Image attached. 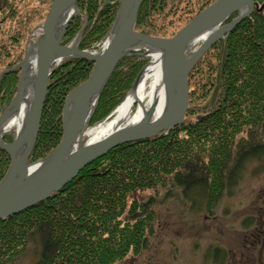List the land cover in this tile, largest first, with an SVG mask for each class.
Returning <instances> with one entry per match:
<instances>
[{
  "label": "trees",
  "instance_id": "16d2710c",
  "mask_svg": "<svg viewBox=\"0 0 264 264\" xmlns=\"http://www.w3.org/2000/svg\"><path fill=\"white\" fill-rule=\"evenodd\" d=\"M51 1L7 0L0 10V71L23 60L28 34L43 21ZM120 1L80 0V15L71 21L62 44L81 32L80 49L91 51L95 41L100 48ZM213 1L144 0L135 31L171 37ZM147 61L139 53L118 62L90 125L120 105ZM93 66L74 57L53 70L30 163L60 144L65 98L86 81ZM18 75L10 72L0 79V112L17 91ZM188 83L189 107L181 124L112 148L47 200L0 220V264L14 263L33 240L40 245L35 264H115L145 247L159 190H180L193 206V195L202 194L207 211L214 212L248 161H264V12H254L217 41L190 71ZM13 138L3 136L7 142ZM9 164L10 156L0 149V181ZM145 191L154 195L145 196ZM213 250L211 264H225V250Z\"/></svg>",
  "mask_w": 264,
  "mask_h": 264
},
{
  "label": "water",
  "instance_id": "95a60500",
  "mask_svg": "<svg viewBox=\"0 0 264 264\" xmlns=\"http://www.w3.org/2000/svg\"><path fill=\"white\" fill-rule=\"evenodd\" d=\"M79 1L52 0L45 19L36 27L41 37L36 41L30 38L23 60L0 72L1 79L3 75L21 69L18 91L0 115V149L10 156V167L0 181V220L47 200L74 179L81 169L108 154L112 148L132 140L154 137L181 124L189 107L190 71L238 23L254 12H264V2L215 0L177 33L164 37L135 31L139 8L144 0H121L105 47L94 53L80 49L77 43L62 44L71 21L80 15ZM235 12L236 18L226 22ZM204 34V40L189 54L194 46L191 45L193 41ZM150 49L163 52L165 81L168 94H172L164 112L157 114L153 106L142 120L123 124L98 139L91 138L88 143L80 145L79 140L85 134L84 129L96 109L99 96L118 62L139 53L148 57ZM74 57L91 61L93 69L86 81L76 85L65 98L64 132L60 144L45 158L30 163V154L41 129L50 75L60 62ZM33 58L36 59L37 68L30 74ZM30 86L34 89L31 98L28 92ZM20 111L23 112L22 123L13 141L7 142L3 139L4 131Z\"/></svg>",
  "mask_w": 264,
  "mask_h": 264
},
{
  "label": "rangeland",
  "instance_id": "374dc122",
  "mask_svg": "<svg viewBox=\"0 0 264 264\" xmlns=\"http://www.w3.org/2000/svg\"><path fill=\"white\" fill-rule=\"evenodd\" d=\"M6 2L7 0H2V4ZM40 23L34 26L28 34L29 36L25 43L26 49L29 47L28 41L30 38L34 41L40 38V31L36 30ZM13 33L14 31H11L10 36L13 37ZM79 33L67 45L78 44L82 36L81 32ZM99 42H94L91 48L92 52L96 53L99 51ZM199 44L200 42L195 44L189 54H192ZM144 58L149 61V57L144 56ZM148 61L144 67L148 65ZM16 71H19V79L21 69ZM18 85L19 81L17 88ZM16 93H14L12 98ZM117 108L110 114L115 113ZM136 109H134V112H136ZM108 117L93 125H90L89 121L84 129L85 134L79 140L81 142L80 145L88 143L89 139L92 138L90 135L88 136V130L110 120ZM18 126L19 124L15 122L14 125L6 128L4 134H11L15 138ZM158 193L159 197L151 206L155 217L151 223L152 229L147 235L148 239L145 247L137 253L131 252L127 254L123 260H119L115 264H211L214 247H220L225 250L228 256L225 264H264L263 160L253 158L248 161L242 169L237 185L232 188L231 192L223 193L218 206L212 213L207 211V201L202 194L193 195L196 202L193 206L190 196L187 198L180 190L173 189V191L168 190V192L159 190ZM151 194L154 195L152 191H145L144 195L150 196ZM246 220L247 222L244 224ZM39 249L40 245L38 242L31 241L27 251L12 264H35L34 262L38 259L37 252Z\"/></svg>",
  "mask_w": 264,
  "mask_h": 264
},
{
  "label": "bare ground",
  "instance_id": "6f19581e",
  "mask_svg": "<svg viewBox=\"0 0 264 264\" xmlns=\"http://www.w3.org/2000/svg\"><path fill=\"white\" fill-rule=\"evenodd\" d=\"M204 36L205 34L194 40L191 45L193 46V44L195 45L202 42L204 40ZM105 45L106 44H104V46ZM148 52V65L142 71V75L140 76V79L136 83L134 89L126 95L127 97L120 103L118 109L115 111L113 116H111L110 120L100 123L95 128L89 129L88 136L90 135L92 138L98 139L101 136L110 133V131L115 128L120 127L122 124L138 122L144 118L146 112L153 106H155L157 114L164 112L167 107V103L170 102L172 98V94H168L167 84L165 81L163 52L152 49ZM36 66V59L33 58L30 64V68L32 70L30 74L34 72L37 68ZM33 90V86H30L28 89V92H30L29 98H31ZM134 109H136V112H134ZM22 111L11 119L8 127L14 125L15 122L19 125L22 123Z\"/></svg>",
  "mask_w": 264,
  "mask_h": 264
},
{
  "label": "flooded vegetation",
  "instance_id": "af4514ba",
  "mask_svg": "<svg viewBox=\"0 0 264 264\" xmlns=\"http://www.w3.org/2000/svg\"><path fill=\"white\" fill-rule=\"evenodd\" d=\"M4 5H5V4H2V0H0V10H1L2 8H4Z\"/></svg>",
  "mask_w": 264,
  "mask_h": 264
}]
</instances>
